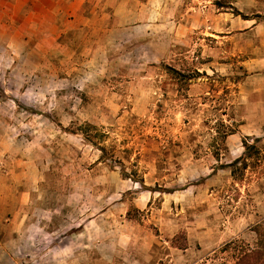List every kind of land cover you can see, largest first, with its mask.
<instances>
[{
  "label": "rangeland",
  "instance_id": "374dc122",
  "mask_svg": "<svg viewBox=\"0 0 264 264\" xmlns=\"http://www.w3.org/2000/svg\"><path fill=\"white\" fill-rule=\"evenodd\" d=\"M258 223L264 0H0V264H234Z\"/></svg>",
  "mask_w": 264,
  "mask_h": 264
},
{
  "label": "trees",
  "instance_id": "16d2710c",
  "mask_svg": "<svg viewBox=\"0 0 264 264\" xmlns=\"http://www.w3.org/2000/svg\"><path fill=\"white\" fill-rule=\"evenodd\" d=\"M173 71L177 72V70L174 69ZM234 133H236V129L229 127V129L222 134L224 141L229 135ZM249 138L250 136H245L243 138V146L245 148L243 156L229 164V166L232 167L233 175H236L239 169H247L250 166L248 160L258 158L261 154L260 148L256 144L250 143ZM101 150L103 152L101 158L106 159L107 150L105 146L101 147ZM123 175L128 174L127 172H123ZM254 231L258 236L256 246L251 249L244 248L243 246L237 248V262L234 264H264V223H258L255 225ZM227 248L228 246L225 247V249Z\"/></svg>",
  "mask_w": 264,
  "mask_h": 264
},
{
  "label": "crops",
  "instance_id": "0c3cea01",
  "mask_svg": "<svg viewBox=\"0 0 264 264\" xmlns=\"http://www.w3.org/2000/svg\"><path fill=\"white\" fill-rule=\"evenodd\" d=\"M257 27H258V26H255V27H253L252 29H258Z\"/></svg>",
  "mask_w": 264,
  "mask_h": 264
}]
</instances>
